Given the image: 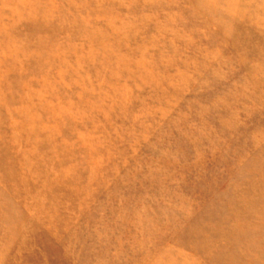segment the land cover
<instances>
[{
  "label": "rangeland",
  "instance_id": "rangeland-1",
  "mask_svg": "<svg viewBox=\"0 0 264 264\" xmlns=\"http://www.w3.org/2000/svg\"><path fill=\"white\" fill-rule=\"evenodd\" d=\"M0 264H264V0H0Z\"/></svg>",
  "mask_w": 264,
  "mask_h": 264
}]
</instances>
